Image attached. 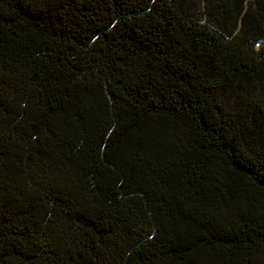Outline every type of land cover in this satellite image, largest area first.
<instances>
[{
    "label": "trees",
    "instance_id": "trees-1",
    "mask_svg": "<svg viewBox=\"0 0 264 264\" xmlns=\"http://www.w3.org/2000/svg\"><path fill=\"white\" fill-rule=\"evenodd\" d=\"M0 264H264V0H0Z\"/></svg>",
    "mask_w": 264,
    "mask_h": 264
},
{
    "label": "rangeland",
    "instance_id": "rangeland-1",
    "mask_svg": "<svg viewBox=\"0 0 264 264\" xmlns=\"http://www.w3.org/2000/svg\"><path fill=\"white\" fill-rule=\"evenodd\" d=\"M225 102L229 105L232 106L234 104V99L233 96L230 94H227L224 98Z\"/></svg>",
    "mask_w": 264,
    "mask_h": 264
}]
</instances>
